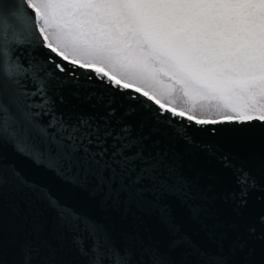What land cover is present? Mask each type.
Listing matches in <instances>:
<instances>
[{"label": "snow or ice", "instance_id": "obj_1", "mask_svg": "<svg viewBox=\"0 0 264 264\" xmlns=\"http://www.w3.org/2000/svg\"><path fill=\"white\" fill-rule=\"evenodd\" d=\"M66 93L91 111H58ZM208 135L264 144V0H0V143L82 178L125 218L155 214L170 237L162 248L131 230L117 243L0 163V249L6 214L29 226L19 264H227L171 214L169 199H181L198 223L197 201L207 199L180 171L176 149L196 148L232 173L239 192L224 199L238 216L250 192L264 191V149L239 163L197 139ZM40 205L54 213L50 223Z\"/></svg>", "mask_w": 264, "mask_h": 264}, {"label": "water", "instance_id": "obj_2", "mask_svg": "<svg viewBox=\"0 0 264 264\" xmlns=\"http://www.w3.org/2000/svg\"><path fill=\"white\" fill-rule=\"evenodd\" d=\"M25 58L26 54L21 57L22 60ZM65 96L67 103L58 106V111L73 114L81 112L88 114L91 111L67 93ZM197 139L220 145L223 151L230 152L239 163L264 149V144L259 138L208 135ZM176 151L178 153L176 162L180 171L195 190L203 191L207 196L205 201H197L202 203L204 208V214L198 223L193 222L188 208L181 199H169L171 214L182 231L210 257L222 256L227 264H264V239L260 238L264 227L257 223V217L264 214V191L250 192L247 208L243 209L242 216H238L233 211L231 200L224 199L226 194L239 192L232 173L223 169L216 159L196 148H185L181 145ZM0 163L14 166L29 181L47 189L61 204L107 227L117 243L121 233L137 230L143 235L150 236L162 248L167 246L169 234L155 214L136 212L133 209L132 213L135 215L129 213L125 218V210L111 203L106 204L92 184L82 178L77 182L72 176L57 175L55 171L49 170L47 160L34 163L26 156L18 154L11 144L0 143ZM38 207L42 219L50 223L54 213L43 205ZM250 226H255L256 236L249 235ZM28 239V224L10 213L6 214L0 249V256L5 264H19L21 260L19 246ZM237 240L246 241L247 246L242 251L233 247ZM182 252L183 249L178 250L177 259Z\"/></svg>", "mask_w": 264, "mask_h": 264}]
</instances>
